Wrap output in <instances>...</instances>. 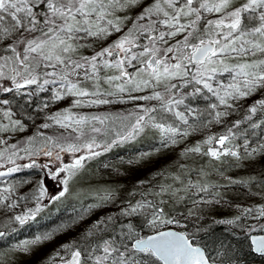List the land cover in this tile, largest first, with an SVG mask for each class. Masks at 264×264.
<instances>
[{"label": "snow or ice", "instance_id": "obj_1", "mask_svg": "<svg viewBox=\"0 0 264 264\" xmlns=\"http://www.w3.org/2000/svg\"><path fill=\"white\" fill-rule=\"evenodd\" d=\"M212 15L216 18H210ZM113 35L116 39L93 49L90 55L82 51ZM257 54L264 55V0H0V120L7 121L0 124V132L25 131L27 125L23 119L14 118L11 105L17 97H24L18 110L23 111V104L32 107L33 94L48 91L46 86L56 87V101L74 97L73 107L158 102L152 107L138 104L139 111L133 114L135 120L129 130L124 134L112 132L113 139L107 142H99L97 137L108 135L109 116L79 115L70 109L48 116L49 122L43 123L42 129L57 126L63 130L61 137L75 134V139L84 142L65 147L57 142L58 138L38 131L45 143L59 149L54 153L45 148L44 155L60 161V152H87V156L80 155L71 164L60 163L49 169L47 175L60 177L62 184L50 200L69 194L70 181L87 159L133 139L145 127L155 128L167 147L179 143L177 137L190 135V130L206 123H220L234 114L237 106L244 115L232 121L225 134L208 137L203 142L209 145L207 151L202 152L197 144L184 149L181 155L199 153L216 160L223 156L240 159L239 151L230 146L237 136L233 129L243 124L264 133V96L246 108L240 103L257 92L264 93V59H249ZM105 70L113 74L107 75ZM225 74L230 78L228 82L217 79ZM147 89H152L151 94L133 95ZM205 93L214 102L208 105L211 119L201 120L203 113L185 100L196 96L208 99ZM47 107L44 103L33 110ZM27 118L32 119L30 115ZM169 118H173L172 123ZM34 139L35 136L28 137L27 142ZM213 143L219 148L211 147ZM0 145H5L0 149V161L15 164L17 144L8 145L7 139L0 138ZM17 171L18 167L7 168L6 172L0 171V177ZM198 190L207 191L203 186ZM168 191L161 185L158 194ZM14 192L13 185L0 188V215H7V220H0V228L34 220L41 211L39 201L48 194L43 185L31 197L13 199ZM25 199H35L36 207L17 214L14 210ZM200 203L209 201L203 196L192 201L193 206ZM144 207L150 213L138 226H117L118 231L102 235L105 221L97 220L80 241L62 244L65 255L58 251L55 258L60 264H235L230 243L216 241L209 245L201 237L206 229L197 226L195 221L200 217L193 207L175 209L177 214L172 215L166 211L165 201L145 200L123 214L137 213ZM241 214L244 218L251 215L255 221L244 230L245 235L251 250L264 256V206L243 208ZM240 219L241 216L222 218L214 223L242 227L237 224ZM145 225L149 232L142 234ZM4 236L5 231H0V238ZM51 239L52 233L38 235L18 244L15 250L28 254L34 246Z\"/></svg>", "mask_w": 264, "mask_h": 264}, {"label": "rangeland", "instance_id": "obj_2", "mask_svg": "<svg viewBox=\"0 0 264 264\" xmlns=\"http://www.w3.org/2000/svg\"><path fill=\"white\" fill-rule=\"evenodd\" d=\"M236 2L239 3V0ZM132 14L134 15L135 12ZM210 18L215 19L216 17L212 15ZM114 39H116V35L105 41L92 43L90 48L82 51L84 54L90 55L93 49L105 47ZM249 59H264V55L257 54V56L249 57ZM105 72L107 75L113 74L110 70H105ZM217 79L228 82L230 78L225 74L218 76ZM46 87L49 89L48 91L33 94L32 107L23 104V111L18 110V106L23 103L24 97H17L11 105L12 111L16 113L14 118L23 119L27 128L22 133L0 132V138L7 139L8 145L16 143L18 151V154L13 157L15 164L9 163L6 159L0 161V164L4 165V167H0V171L6 172L7 168L10 167L19 168V171L11 175L0 177V188L13 185L15 187V192L12 194L13 199H18L22 195L31 197L33 193L38 194L39 187L43 185L48 194L39 201L41 211L38 214L43 212L54 213L56 209L67 207V215L70 217H67L65 222L60 224L46 219L24 227L13 222L0 228V231H5V236L0 239V264H60L59 260L55 258V254L61 251L60 246L81 239L83 233L93 228L97 220L105 221L101 228L102 235L113 233L114 230L118 231L117 226L125 222H127L126 225L137 226L143 223L150 213V209L147 207L141 208L137 213L123 214L125 210H130L138 201L158 202L163 200L166 211H171L172 215L177 214L175 209L184 210L193 207L200 217L198 221H195L197 226L206 230L220 225L214 221L241 216L237 224L242 225V227L221 225H226L232 228V232L235 234L242 235L241 232H244L249 225L255 222L251 215L244 218L241 209H257L264 206V149H261V145H264V133L261 132V129L247 128L243 124L240 129H233L237 136L230 146L239 151L240 159L223 156L220 160H216L211 156L199 153L181 155L184 149L194 147L197 144L201 145L202 152L207 151L209 145L203 142L208 137L225 134L228 127L231 126V122L244 115L238 106L234 114L220 123H206L204 126L190 130V135L183 138L177 137L179 143L169 144L167 147L164 146L161 134L155 128L145 127L144 131L133 139L114 144L109 150L103 151L100 156L87 159L84 168L70 181L69 194L60 200H51L50 206L46 208L42 204L48 195L52 196L62 188L60 177L53 179L47 175L49 169L55 168L60 163L71 164L80 155L87 156L86 151L60 152L61 159L56 161L54 157L43 154L42 150L45 148L51 149L54 153L59 149L52 144L45 143L43 137L37 134L38 131H43L46 136L58 138L57 142L65 147L70 143L84 142L75 139V134L61 137L60 133L63 130L57 126L42 129L40 126L49 122L46 119L48 116L56 112H63L66 109H70L72 113L79 115L109 116L107 128L110 131L108 135L97 137L99 142H107L113 139L112 132L119 131L124 134L129 130L135 120L133 114L139 111L138 104H143L146 107L158 104L157 101L151 100L73 107L74 97H65L63 100L56 101L53 99L56 87ZM105 88L108 86L105 85ZM108 90L112 89L109 88ZM155 90L161 91V89ZM188 90L184 89L183 91ZM151 92L152 89H147L133 93V95H149ZM206 95L209 96L208 99L196 96L185 100L186 104L196 107L203 113L200 116L201 120L211 119L208 115L211 111L208 109V105L214 102V98L210 94ZM262 96L264 93L257 92L250 99L240 103L246 108L253 100L260 99ZM123 99L127 100V96H124ZM44 103H47L49 107L43 108V111L33 110L36 106L42 107ZM29 115L32 117L31 120L27 118ZM168 122L172 123L173 118H169ZM4 123L7 121L0 120V124ZM31 136H35V139L29 144L27 141L28 137ZM3 147L5 145H0V149ZM211 147L219 148L215 143ZM23 149H27V151H23ZM9 151L12 150L9 149ZM97 151L101 150L97 149ZM7 155L8 153H6ZM28 165L33 166L28 167ZM174 177L179 179L174 180ZM230 180L231 182H229ZM193 184L198 187L191 188L190 186ZM161 185L169 188V191L163 195L158 194ZM199 186L205 187L207 191L200 192ZM201 196L209 203L193 206L192 201L198 200ZM36 205L35 199H25L14 211L19 214L29 208L36 207ZM81 213H83L82 219L80 218ZM108 217L111 219H107ZM0 220H7V215H0ZM148 232L149 229L145 225L142 234ZM45 233H52V239L34 246L28 254H20L15 250L18 244ZM66 235L69 236L66 237ZM61 255H65V253L61 251ZM50 257L52 259H49ZM263 262L236 260L235 264H264Z\"/></svg>", "mask_w": 264, "mask_h": 264}, {"label": "trees", "instance_id": "obj_3", "mask_svg": "<svg viewBox=\"0 0 264 264\" xmlns=\"http://www.w3.org/2000/svg\"><path fill=\"white\" fill-rule=\"evenodd\" d=\"M50 205H48L46 208H48ZM44 208V209H46ZM43 209V210H44ZM67 207L56 209V211L47 213L43 212L42 214H37L34 220H30L24 225H20L21 227L33 225L36 222L39 221H45L48 219L49 221L56 222L58 224L65 222V219L67 217H70L67 215ZM127 222L124 224L119 225L120 227L126 226ZM233 229L229 228L226 225H216L212 228L206 230L205 232H202L201 237H203L209 245L214 244L216 241H225L226 243H230L232 248L234 249V257L235 261H243V262H249V261H259L263 262L264 259L256 256L251 248L250 243L245 235V231L241 232L242 235L235 234V232H232ZM69 235H66V237ZM238 236V237H237ZM81 239H78L76 241H80ZM264 263V262H263Z\"/></svg>", "mask_w": 264, "mask_h": 264}, {"label": "water", "instance_id": "obj_4", "mask_svg": "<svg viewBox=\"0 0 264 264\" xmlns=\"http://www.w3.org/2000/svg\"><path fill=\"white\" fill-rule=\"evenodd\" d=\"M218 145V144H217ZM219 146V145H218ZM50 201V198H48L47 200H46V203H48ZM1 239V238H0ZM254 254H256V255H258V256H261L260 254H258V253H255L254 251H252ZM263 258H264V256H262Z\"/></svg>", "mask_w": 264, "mask_h": 264}, {"label": "flooded vegetation", "instance_id": "obj_5", "mask_svg": "<svg viewBox=\"0 0 264 264\" xmlns=\"http://www.w3.org/2000/svg\"><path fill=\"white\" fill-rule=\"evenodd\" d=\"M49 198H50V197H49ZM258 257L262 258L261 256H258Z\"/></svg>", "mask_w": 264, "mask_h": 264}]
</instances>
